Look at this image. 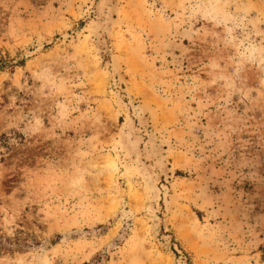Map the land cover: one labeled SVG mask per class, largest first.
Listing matches in <instances>:
<instances>
[{
    "label": "rangeland",
    "instance_id": "obj_1",
    "mask_svg": "<svg viewBox=\"0 0 264 264\" xmlns=\"http://www.w3.org/2000/svg\"><path fill=\"white\" fill-rule=\"evenodd\" d=\"M0 264H264V0H0Z\"/></svg>",
    "mask_w": 264,
    "mask_h": 264
}]
</instances>
